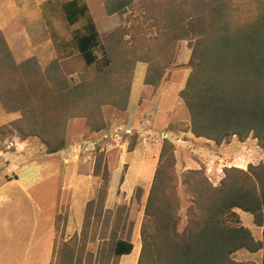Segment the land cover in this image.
I'll list each match as a JSON object with an SVG mask.
<instances>
[{"label":"rangeland","instance_id":"obj_1","mask_svg":"<svg viewBox=\"0 0 264 264\" xmlns=\"http://www.w3.org/2000/svg\"><path fill=\"white\" fill-rule=\"evenodd\" d=\"M48 1L70 0H0V31L7 36L15 62L33 60L31 65L34 68L35 63L41 75H56L58 87L92 84L91 73L70 44L73 28L63 22L56 7H52L51 21L45 20L41 5ZM82 1L89 5L114 64L107 77L98 79L101 85L94 82L101 89L95 108H74L65 117L64 148L59 153L47 154L36 137L20 139L14 131L0 134V248H5L0 250V264H137L144 206L163 138L174 143L181 227L187 206L180 184L184 172L202 170L217 186L225 170L246 172L250 164L264 161V148L251 136L244 142L233 138L216 146L190 133L189 115L178 94L190 73L191 46L187 40H172L162 28L170 17L161 13L170 0ZM220 1L226 7L224 16L231 15L234 23L254 22L264 16V0ZM149 63L165 69L154 89L144 83ZM9 78L2 82L5 87L12 84ZM88 103L79 99L76 108ZM54 113L48 111L46 118L53 119ZM20 119L23 113L8 112L0 102V129ZM100 157L107 171L108 191L97 220L99 204L95 200L102 180L94 171ZM236 212L241 225L261 241L262 228L254 225L253 217ZM115 227L123 236L129 233L133 251L103 259L104 249V255L109 249L106 244L102 249V244ZM64 242L75 249L71 258L62 255ZM262 255V251L242 250L231 259L262 264Z\"/></svg>","mask_w":264,"mask_h":264},{"label":"trees","instance_id":"obj_2","mask_svg":"<svg viewBox=\"0 0 264 264\" xmlns=\"http://www.w3.org/2000/svg\"><path fill=\"white\" fill-rule=\"evenodd\" d=\"M166 3L161 14L170 18L167 27L162 26L164 32L172 40L189 41L191 46L187 64L190 73L178 94L189 115L190 133L216 146L233 138L244 142L251 136L264 148V16L254 22L238 24L228 13L224 16L226 7L220 0H170ZM180 5H184L181 10ZM41 7L46 21H51L55 13L52 7H56L63 22L73 28L70 44L88 68L93 82L89 85L82 82L75 87L64 83L58 87L56 75L52 77L44 72L41 75L36 64L33 63L35 69L31 65L33 60L15 62L14 53L5 40L7 36L0 31V102L8 112L23 113V119L0 129V134L14 131L20 139L36 137L47 154L52 155L64 148L65 117L74 108H95L101 89L94 82L100 84L98 79L108 76L114 59L102 42L90 7L84 1H48ZM78 24L80 27L75 28ZM28 65L32 69H27ZM164 70L157 63H149L145 85L157 88ZM7 77L12 84L5 87L2 82ZM40 89L41 98L37 96ZM79 99L90 103L77 109ZM51 110L55 113L50 120L46 117ZM173 144L169 139H162L144 206L137 264H243L231 259L242 250L262 251L264 264V161L250 164L246 172L234 168L225 170L217 186L202 170L184 172L180 184L187 196V206L186 221L181 227L182 206L177 193ZM94 174L102 180L95 200L99 212L94 219L99 220L108 191L107 171L101 157ZM236 210L252 216L254 225L262 228L261 241H256L241 225ZM117 228L102 244V249L105 244L109 249L105 255L104 249L103 259L128 256L133 251L129 233L123 236ZM62 246L64 259L71 258L74 247L68 242Z\"/></svg>","mask_w":264,"mask_h":264},{"label":"crops","instance_id":"obj_3","mask_svg":"<svg viewBox=\"0 0 264 264\" xmlns=\"http://www.w3.org/2000/svg\"><path fill=\"white\" fill-rule=\"evenodd\" d=\"M0 26H1V28H3V23H2V21H0ZM3 246V245H2ZM0 250L2 251V250H5V248H0Z\"/></svg>","mask_w":264,"mask_h":264}]
</instances>
